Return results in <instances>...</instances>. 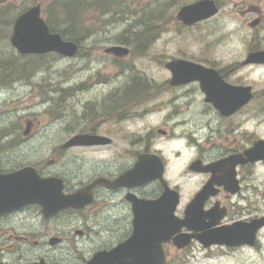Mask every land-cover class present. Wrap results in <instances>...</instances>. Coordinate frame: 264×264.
I'll return each instance as SVG.
<instances>
[{"label": "flooded vegetation", "instance_id": "flooded-vegetation-1", "mask_svg": "<svg viewBox=\"0 0 264 264\" xmlns=\"http://www.w3.org/2000/svg\"><path fill=\"white\" fill-rule=\"evenodd\" d=\"M3 1L0 0V3ZM213 1L220 11L219 2ZM241 1L246 8L237 13L243 18L249 17L247 25L251 33L260 32L264 27V10L260 9L259 0H252L254 3L250 0ZM0 33V42L6 40L10 44V35ZM76 43L79 53L80 45ZM258 51H264V44H250L241 64L264 66L245 64L249 54ZM105 54L118 59L112 54ZM205 68L217 72L221 81L230 87L250 88L252 98L225 117L206 102V95L201 89L202 81L212 82V75L173 86L172 74L168 70V88L186 92L193 88L202 97L201 104L207 110L206 116H198L199 124L192 135L193 142L184 149L188 152L193 149L195 156L184 168L181 178L184 181L197 179L198 186L185 202L179 204L172 225L165 215H147L148 202L158 199L163 193L159 180L152 179L140 185L134 182L120 187L114 185L142 157L151 168L161 166L162 178L170 186L167 179L168 163L161 150L153 147L152 136H148L143 147L125 151L113 147L119 124L132 115L127 109L123 111L120 94H114L113 101V96L109 95L102 104L99 103L96 115L91 116L92 106H89L87 114L81 119L83 127L79 130L37 132V85H34L33 110L16 107L1 112L0 191L2 188L4 191L0 205V264H90L95 256L110 252L127 241L135 228L145 234L152 226L158 232L171 228L169 233L172 236L162 243L165 264L170 261L171 251L179 255L181 264H192L195 253L200 254L202 259L196 260L197 264H217L221 259L236 257L237 264H251V259L253 264H264V179L256 181L257 172H264V150L263 153L258 150L253 155L247 154L256 144L264 142V88L257 92L250 85L248 74H239L244 68ZM20 70L18 66L10 75L9 62L0 61V94L1 91L6 93L0 96V100L4 98L5 104L20 102L19 99L10 100V97H6L10 91L13 94L16 85L25 80ZM130 88L125 92H131ZM132 93L135 91L125 96H131ZM252 107L254 111H251ZM88 119L98 123L90 125ZM110 123L116 127L113 132L107 129ZM155 133L161 137L169 136L163 128H156ZM51 134L55 137L65 135L64 141L60 145L54 142L37 149V141L48 139ZM76 136L101 138V141L99 145L93 146L63 147ZM105 148H108L109 154L103 160L83 158L82 163L88 174L86 178L79 179L77 173L66 168L64 157L71 154L73 158V150L105 151ZM223 162L215 172L204 170L207 166ZM193 164H196L195 170L191 169ZM37 178L56 180L54 188L50 189L52 199L58 196L67 198L85 190L84 199L73 205L60 206L59 210H54L55 206L44 207L37 202ZM97 181L100 183L95 184ZM209 185L201 207L204 215H186V207L197 193ZM19 187L24 189V193H33L34 200L25 201L16 194L14 191ZM171 188L178 191L181 202V190L178 187ZM210 210H214V214L205 215ZM158 218L160 221L154 220ZM215 235L216 238H213ZM178 237L185 243L179 248L175 243ZM201 237L210 244H204Z\"/></svg>", "mask_w": 264, "mask_h": 264}, {"label": "rangeland", "instance_id": "rangeland-1", "mask_svg": "<svg viewBox=\"0 0 264 264\" xmlns=\"http://www.w3.org/2000/svg\"><path fill=\"white\" fill-rule=\"evenodd\" d=\"M195 1L87 0L80 13L85 16L81 21L82 28L78 29L80 51L74 59L53 54L22 58L9 42H0V61L3 59L10 66H20L25 79L16 85L13 94L10 91L6 96L10 100L19 99V104H5L3 98L0 113L16 107L33 110L34 85H37V132L79 130L89 106H92L91 116L96 115L99 103L102 104L109 95L120 94L123 111L127 109L132 115L119 124L113 147L123 151L143 147L148 136H152L153 147L161 150L168 163L170 187H178L182 192L181 205L198 186L197 179L184 181L181 178L184 168L195 156L193 149L190 152L184 149L193 142L198 116H206L207 110L201 104L202 97L193 88L187 92L168 88L166 80L170 73L165 64L173 59H184L217 69L244 68L239 74L247 73L250 85L257 92L264 88V66L241 64L250 44H264V27L260 32L251 33L247 25L249 17L243 18L237 13L246 8L241 0H217L220 11L215 17L193 27H184L177 22L176 13L182 5ZM259 2L260 9L264 10V2ZM37 3L42 12L44 9V18L47 13L53 20L57 19L52 24L63 23L53 0H5L0 3V32L10 35L17 12ZM144 29L146 38L134 35ZM118 45L127 47L130 54L115 59L104 53L107 48ZM129 86L130 90L135 86V93L125 96ZM1 92L0 96L6 95ZM254 110L252 107L251 111ZM88 120L90 125L98 123ZM115 128L112 123L107 124L109 131L113 132ZM156 128L165 129L169 136L157 135ZM64 136L51 134L48 139L38 140L37 149L54 142L60 145ZM107 149L73 150L74 159L71 154L64 157L66 168L84 179L88 174L83 158L103 160L109 154ZM121 155L123 159V152ZM257 175L256 181L264 179L263 171ZM170 257L168 264H181L175 252L171 251ZM196 260H202L198 253L192 264H197ZM252 260L251 264L254 263ZM217 264H237V257L221 259Z\"/></svg>", "mask_w": 264, "mask_h": 264}, {"label": "water", "instance_id": "water-1", "mask_svg": "<svg viewBox=\"0 0 264 264\" xmlns=\"http://www.w3.org/2000/svg\"><path fill=\"white\" fill-rule=\"evenodd\" d=\"M217 7L212 0H199L193 4L183 6L177 13V20L187 26H191L201 21L212 18L217 13ZM255 25V23L253 24ZM10 44L22 55H43L46 53H56L63 57H73L78 51L75 43L65 41L58 33H51L45 20L41 17L40 5H35L20 14L14 21ZM118 57H125L128 55L129 50L125 47H111L106 50ZM259 64L264 63V52L251 53L245 64ZM172 74L171 85L178 86L187 84L204 78L207 75H212L213 80L211 83H204L202 81L201 89L206 95V102L211 103L222 116H230L237 109L242 107L246 102L252 98L250 88H236L224 84L217 72L214 70L206 69L205 67L184 60L171 61L165 66ZM101 138H91L90 136H76L69 140L63 147L85 146V145H98ZM104 142V141H103ZM260 150L263 153L264 142H260L255 147L247 152V154ZM138 163L128 172L124 173L118 178L114 185L116 187L125 186L130 182L136 184H144L150 180L158 179L163 185V194L155 201L149 202L147 215H165L169 218L172 225L173 215L178 204L179 196L177 191L171 190L163 181V171L161 166L151 168L147 166L146 162L141 159ZM156 159V157L154 156ZM217 163L204 168L205 171L215 172L218 165ZM196 164H193V168ZM6 180V178H5ZM53 178L38 179L37 178V202L44 207H56L54 210H59L60 206L73 205L84 199V191L80 190L73 196L67 198H51L53 193L50 189L54 188ZM100 181H97L98 184ZM209 186H206L201 192L197 193L195 198L186 208V215H204L202 212V204L207 196ZM4 188L0 191V205H2L1 196L3 195ZM18 194L25 201H33V193H24V189L17 188ZM62 199V200H61ZM214 210H210L205 215H213ZM160 221V218L154 219ZM138 228L134 230L132 236L123 244L108 253H102L90 262V264H164L165 254L162 249V243L167 241L172 234L169 233L171 228L158 232L155 226H152L148 233L143 234ZM200 238V237H197ZM216 238V235L213 237ZM204 244V239H200ZM213 242V241H212ZM176 246L179 248L185 243L181 238L175 240Z\"/></svg>", "mask_w": 264, "mask_h": 264}, {"label": "trees", "instance_id": "trees-1", "mask_svg": "<svg viewBox=\"0 0 264 264\" xmlns=\"http://www.w3.org/2000/svg\"><path fill=\"white\" fill-rule=\"evenodd\" d=\"M54 3L57 4L58 10H59V20H61L63 23L61 25H54L52 24L53 20L52 17H50L47 13L46 14V21L48 25L50 26V29L52 32H57L59 33L64 39L66 40H72L75 42H78L77 37H78V29L82 28V23L83 17L85 16L83 14H80L82 12L84 4H86L87 0H53ZM104 0H101V2ZM94 2H97V0H94ZM104 4V3H101ZM94 7L101 9L98 5L93 4ZM26 10V9H25ZM22 10L20 12H17V15L22 13ZM44 12V9H43ZM55 19V18H54ZM146 29L140 30L136 32L134 35L137 36L138 38H141V36H144L146 38ZM122 44H124V41H121ZM18 66L14 67L10 66L9 64V70H10V75L14 73ZM22 69V68H21Z\"/></svg>", "mask_w": 264, "mask_h": 264}]
</instances>
